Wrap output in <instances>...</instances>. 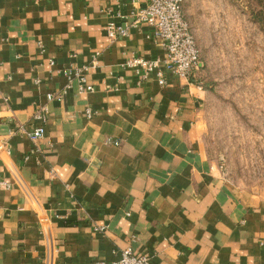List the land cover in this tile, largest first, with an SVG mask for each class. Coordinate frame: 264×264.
Returning a JSON list of instances; mask_svg holds the SVG:
<instances>
[{
    "label": "crops",
    "instance_id": "1",
    "mask_svg": "<svg viewBox=\"0 0 264 264\" xmlns=\"http://www.w3.org/2000/svg\"><path fill=\"white\" fill-rule=\"evenodd\" d=\"M146 1L0 0V264H110L126 248L151 264H264V198L237 191L205 150L207 90L162 64L164 86L125 65L165 58L149 28L129 25ZM109 21L127 35L109 40ZM84 66L89 91L64 73Z\"/></svg>",
    "mask_w": 264,
    "mask_h": 264
},
{
    "label": "rangeland",
    "instance_id": "2",
    "mask_svg": "<svg viewBox=\"0 0 264 264\" xmlns=\"http://www.w3.org/2000/svg\"><path fill=\"white\" fill-rule=\"evenodd\" d=\"M202 2L183 11L196 3L202 22L205 150L237 191L264 198V0H204L207 16Z\"/></svg>",
    "mask_w": 264,
    "mask_h": 264
},
{
    "label": "built area",
    "instance_id": "3",
    "mask_svg": "<svg viewBox=\"0 0 264 264\" xmlns=\"http://www.w3.org/2000/svg\"><path fill=\"white\" fill-rule=\"evenodd\" d=\"M184 0H147L144 6H138L132 13V27L145 26L149 28L154 36L161 42L165 51V58L162 60H150L140 56L129 58L125 65L136 70L141 80L154 72L160 85H166L163 72L159 69L162 64L168 71L176 76L188 79L190 74L199 68L203 63L200 58V50L192 32L191 26L183 13ZM128 24L119 25L113 21L106 24V35L109 40H114L117 36H124L128 33ZM92 66V65H91ZM91 66H84L81 69L64 70V73L70 79L77 76L81 81L80 90H92V86L86 83L82 71L88 70ZM48 99L61 100L62 95L48 94ZM46 108L40 109L34 115V119L45 121ZM19 130L32 142L40 140L44 135L42 126H20ZM0 152L9 154V148L5 143L0 144ZM8 170L14 180L20 181V174L15 165L10 164ZM9 184L0 176V189L8 187ZM95 231L102 233L103 226H96ZM93 264H106L102 261H96ZM110 264H151L147 255L136 254L130 248L122 251L118 260Z\"/></svg>",
    "mask_w": 264,
    "mask_h": 264
},
{
    "label": "trees",
    "instance_id": "4",
    "mask_svg": "<svg viewBox=\"0 0 264 264\" xmlns=\"http://www.w3.org/2000/svg\"><path fill=\"white\" fill-rule=\"evenodd\" d=\"M262 14V12H261ZM261 20H264V16H261L260 18ZM200 58H201V61H202V65L199 66L198 69H196L195 71H193L190 76H189V79H191V81H193L194 83H196L197 85H200L202 84V81L204 78H202V74L204 72V70L206 69V64L202 58V55L200 53Z\"/></svg>",
    "mask_w": 264,
    "mask_h": 264
}]
</instances>
